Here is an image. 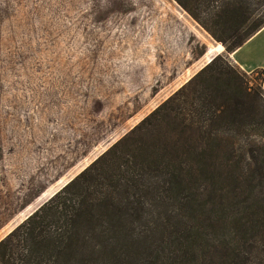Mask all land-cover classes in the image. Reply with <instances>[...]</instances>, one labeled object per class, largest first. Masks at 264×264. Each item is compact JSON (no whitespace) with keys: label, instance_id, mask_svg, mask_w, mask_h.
Segmentation results:
<instances>
[{"label":"trees","instance_id":"trees-1","mask_svg":"<svg viewBox=\"0 0 264 264\" xmlns=\"http://www.w3.org/2000/svg\"><path fill=\"white\" fill-rule=\"evenodd\" d=\"M178 1L224 53L2 239L0 264H264V135L239 144L222 131L257 121L264 71L256 90L229 54L264 28V0ZM161 190L193 210L172 215L180 225L150 210Z\"/></svg>","mask_w":264,"mask_h":264},{"label":"rangeland","instance_id":"rangeland-1","mask_svg":"<svg viewBox=\"0 0 264 264\" xmlns=\"http://www.w3.org/2000/svg\"><path fill=\"white\" fill-rule=\"evenodd\" d=\"M219 44L178 0H0V241L224 53ZM247 73L260 90V73ZM256 118L222 131L259 143L264 96ZM150 201L158 222L193 213L182 194Z\"/></svg>","mask_w":264,"mask_h":264},{"label":"crops","instance_id":"crops-1","mask_svg":"<svg viewBox=\"0 0 264 264\" xmlns=\"http://www.w3.org/2000/svg\"><path fill=\"white\" fill-rule=\"evenodd\" d=\"M217 47H211V50H213L212 52H214ZM224 49L225 48L218 52L221 53ZM211 58H209V60ZM231 58L239 67L247 72L257 70L264 71V28L249 39L243 46L234 51L231 54ZM209 60H207L206 64Z\"/></svg>","mask_w":264,"mask_h":264},{"label":"water","instance_id":"water-1","mask_svg":"<svg viewBox=\"0 0 264 264\" xmlns=\"http://www.w3.org/2000/svg\"><path fill=\"white\" fill-rule=\"evenodd\" d=\"M215 57H216V56H213V57L211 58V61H212ZM211 61H209V62H211ZM209 62H208V63H209ZM208 63H207V64H208Z\"/></svg>","mask_w":264,"mask_h":264},{"label":"bare ground","instance_id":"bare-ground-1","mask_svg":"<svg viewBox=\"0 0 264 264\" xmlns=\"http://www.w3.org/2000/svg\"><path fill=\"white\" fill-rule=\"evenodd\" d=\"M210 53H211V48H210V51H209V53H208V54H210ZM209 61H211V59H210ZM209 61H208V62H209Z\"/></svg>","mask_w":264,"mask_h":264}]
</instances>
